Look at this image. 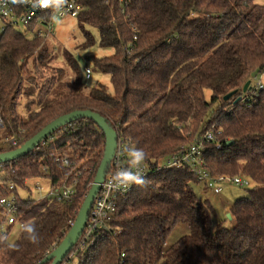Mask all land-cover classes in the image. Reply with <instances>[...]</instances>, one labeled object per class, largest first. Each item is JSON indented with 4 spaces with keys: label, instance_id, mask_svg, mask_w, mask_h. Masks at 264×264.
<instances>
[{
    "label": "trees",
    "instance_id": "1",
    "mask_svg": "<svg viewBox=\"0 0 264 264\" xmlns=\"http://www.w3.org/2000/svg\"><path fill=\"white\" fill-rule=\"evenodd\" d=\"M256 1L78 0L85 38L79 48L98 42L114 51L91 59L96 72L110 76L113 92L102 84L88 87L86 71L68 52L71 79L51 66L42 40L11 29L0 37V155L12 151L5 144L13 138L24 146L58 119L90 111L143 149L153 169L146 186L119 202L113 230L97 233L79 252L78 264H264V90L248 103H235L246 96V83L264 72V6ZM87 27L99 32V41ZM208 132L217 141L206 145V170L250 182L243 188L248 195L229 211L230 228L216 222L212 203L193 188L203 183L187 168L157 170ZM106 145L98 125L80 119L27 156L1 165L0 199L16 195L20 222L34 223L40 241L32 244L22 232L10 244L13 227L0 233V264L53 263L47 257L76 222ZM67 178L77 182L72 202L20 195L31 182L56 187ZM3 213L0 208V223ZM179 224L189 225L190 233L166 249Z\"/></svg>",
    "mask_w": 264,
    "mask_h": 264
},
{
    "label": "built area",
    "instance_id": "2",
    "mask_svg": "<svg viewBox=\"0 0 264 264\" xmlns=\"http://www.w3.org/2000/svg\"><path fill=\"white\" fill-rule=\"evenodd\" d=\"M82 12L83 7L78 3V0H68V6L65 7L62 14L54 13L51 10L33 8L31 4L16 6L12 5L10 0H0V37L11 29L20 31L33 38L40 39L46 44L48 40L54 38L56 35L55 26L58 19H65L68 17L78 19ZM54 16L56 17L55 19H53ZM91 75V70L87 68V79H90ZM263 80L264 72H259V74L252 80L251 87L246 93L247 97L245 96V98H242L241 103H248L251 97L257 95L259 91L264 90ZM4 129L5 122L0 114V132ZM216 141L217 138L214 133L208 132L202 139L196 140L194 144L188 148H184L179 156H173L167 159L157 170L161 171L164 168H187L201 183L207 186V188L217 196H220L224 192L225 185H234L238 188H248L250 182L247 180L223 175H212L206 170L203 160L206 145ZM21 147H23V145H21L20 141L16 138L8 141V148H11L12 151L18 150ZM129 147H133L132 143L118 133V145L115 156L111 162L112 170L109 174H106L105 181L102 184L101 190L99 191L90 211L88 223L83 235L77 246L67 256L63 264L69 263L71 259L77 257L79 252L85 250L87 245L94 240L97 233L110 232L113 230L112 225L118 212L119 202L126 199L136 187V185H133L129 188H121L120 190H115L110 187L112 177L116 171L128 166L129 158L126 149ZM218 148H220V145H218ZM56 163L66 168L71 166L70 161L66 158H57ZM152 173V167L145 162L141 169V175L147 179ZM40 182L41 181H38L36 183V190L41 192L42 187H40ZM76 186L77 182H74L71 185L69 183V178H67L60 185L53 187V189L40 200L50 198L60 203L72 202L76 195ZM10 190H15L13 184L11 185ZM0 208L4 211L2 214L3 222L0 223V233L8 234L10 228L13 226L17 224L20 226L23 225V223L20 222L18 198L14 193H11L8 197L0 199ZM74 224L75 223H72L71 227H73Z\"/></svg>",
    "mask_w": 264,
    "mask_h": 264
},
{
    "label": "rangeland",
    "instance_id": "3",
    "mask_svg": "<svg viewBox=\"0 0 264 264\" xmlns=\"http://www.w3.org/2000/svg\"><path fill=\"white\" fill-rule=\"evenodd\" d=\"M256 3L264 6V0H257ZM55 28V37L48 40L44 48L46 51H48V53L51 54V66L64 70L65 77L67 79H71L74 74L66 60L65 54L68 52L69 54L73 55L84 72L87 68L91 70V78L88 80L85 78V82L88 87L93 88L102 84L107 86L110 92H113L110 76L96 72L91 59H102L109 57L114 54V51L109 48L100 47L98 42L95 46L89 47L87 49L79 48L84 43L85 38L82 30L79 28L77 19L69 17L65 19H58ZM86 30L87 32L91 33L97 41H99V32L96 29L87 27ZM35 60L36 58L27 64H35ZM5 145L8 147V143ZM29 187L30 191H20V195L22 198L35 201H39L43 196L47 195L53 189V187L45 181L40 182V187H42L41 192L36 190V183L34 182L29 183ZM193 188L199 198L202 200H209L212 203L217 211L216 222L223 223L228 228L232 227L233 225L232 221L228 219L230 209L238 199L244 198L248 195V189L238 188L234 185H225L224 192L220 196L215 195L200 183L194 185ZM21 233L22 230L19 224L13 226L8 236L9 243L14 244L20 238ZM189 233V225L179 224L171 233L166 244V249H170L177 241ZM78 262L79 257H76L71 259V261L67 264H78Z\"/></svg>",
    "mask_w": 264,
    "mask_h": 264
},
{
    "label": "water",
    "instance_id": "4",
    "mask_svg": "<svg viewBox=\"0 0 264 264\" xmlns=\"http://www.w3.org/2000/svg\"><path fill=\"white\" fill-rule=\"evenodd\" d=\"M251 86V81H248L244 86V93H247ZM237 95V92H233L225 97V101L228 102L233 97ZM242 98H238L235 103H240ZM80 119H88L95 122L99 129L106 136V151L104 160L102 165L98 171L97 177L92 185L90 192L87 195L86 201L83 205L79 216L72 227L71 231L64 239V241L60 244V246L55 249L50 256L47 257L46 262H53L52 264H63L67 256L71 253V251L77 246L81 236L83 235L88 219L90 211L93 207L94 201L101 190V186L105 181L108 167L111 165V162L115 156V152L118 145V133L113 128H111L105 119H103L100 115L87 111V112H74L68 116H64L54 123L50 124L47 128H45L40 134H38L35 138L27 142L23 147L18 150L10 151L0 155V165L9 164L17 161L20 158H23L34 151L43 141L48 139L51 135L55 134L59 129L64 126L76 122ZM228 219L233 220V217L229 214Z\"/></svg>",
    "mask_w": 264,
    "mask_h": 264
},
{
    "label": "clouds",
    "instance_id": "5",
    "mask_svg": "<svg viewBox=\"0 0 264 264\" xmlns=\"http://www.w3.org/2000/svg\"><path fill=\"white\" fill-rule=\"evenodd\" d=\"M10 3L16 6L31 4L33 8L51 10L54 13L61 14L68 6V0H10ZM55 18L54 16L53 19ZM126 151L129 158L128 166L118 169L110 184V187L115 190L129 188L133 185L144 187L147 184L146 179L141 175V169L147 159V154L143 149L137 147H129ZM21 230L25 233V238L32 244L39 243L40 237L34 223L26 222L21 226Z\"/></svg>",
    "mask_w": 264,
    "mask_h": 264
},
{
    "label": "crops",
    "instance_id": "6",
    "mask_svg": "<svg viewBox=\"0 0 264 264\" xmlns=\"http://www.w3.org/2000/svg\"><path fill=\"white\" fill-rule=\"evenodd\" d=\"M229 209V208H228Z\"/></svg>",
    "mask_w": 264,
    "mask_h": 264
}]
</instances>
